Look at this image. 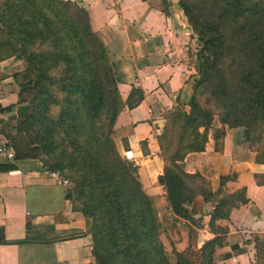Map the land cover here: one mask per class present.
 I'll return each mask as SVG.
<instances>
[{"label":"trees","instance_id":"obj_1","mask_svg":"<svg viewBox=\"0 0 264 264\" xmlns=\"http://www.w3.org/2000/svg\"><path fill=\"white\" fill-rule=\"evenodd\" d=\"M209 2L213 11L205 16L187 0H178L196 36V70L188 110L180 105L166 110L161 132L154 135L162 161L156 181L164 194L150 196L141 186L137 165L114 142L119 138L127 150L133 126L114 128V121L124 103L136 106L143 93L131 87L122 102L113 66L86 11L65 0H0V59L14 57L26 65L13 76L18 105L0 107L7 114L0 118V132L11 143L13 159L38 157L47 170L67 173L73 185L65 195L71 210L83 217L95 264H214L215 250L225 244L227 233L215 221L227 220L231 208L247 202L244 187L222 190L234 173L219 175L217 190L211 191L207 178L215 176L213 153L204 152V146L212 115L197 96L199 88L209 89L222 107L220 123L243 127V141L251 145L247 127L264 122V0ZM162 11L166 14L164 7ZM10 130L23 134L25 149L13 143ZM223 135L222 128L213 133V151L221 150ZM139 145L144 153L145 141ZM253 161L264 164L258 155ZM15 167L11 161L0 163V172ZM251 176L255 185H264V172ZM214 194L207 223L213 237L194 250L191 240L199 219L188 206L196 195L206 202ZM161 215L169 218L163 221ZM29 230L26 222L24 238L7 240L0 227V244L49 240L38 232L30 236ZM168 232L178 238L167 239V250L160 237ZM252 244L255 264H264V233H254ZM193 252L197 262L190 258Z\"/></svg>","mask_w":264,"mask_h":264},{"label":"crops","instance_id":"obj_2","mask_svg":"<svg viewBox=\"0 0 264 264\" xmlns=\"http://www.w3.org/2000/svg\"><path fill=\"white\" fill-rule=\"evenodd\" d=\"M65 1L86 11L91 31L104 46L111 64L119 70L117 89L122 102L131 87L141 89L142 100L132 108L124 103L113 125L116 128L132 124V133L126 137L127 150L119 138L114 142L118 152L137 165L144 192L150 196L164 194L156 181L162 172V161L152 125H158L159 115L175 105L186 109L196 70V42L181 9L176 0ZM25 68L21 59H0V107L15 109L18 105L19 89L13 76ZM6 116L0 113L1 119ZM140 141H145L144 153ZM204 152L213 153L215 176L207 178L211 191L217 190L218 176L227 174L230 167L235 178L225 182L222 190L233 192L244 187L247 198L246 203L229 210L227 220L215 221L216 225L226 227L227 233L225 244L215 250L214 264H255L252 235L264 233V185H255L251 175L264 172V164L253 161L240 128L224 127L218 152L213 151L209 135ZM6 161L9 160L0 154V163ZM11 162L16 166L14 170L0 172V227L4 238H24L25 223L29 222L28 235L38 232L49 240L0 244V264H52L63 260L68 264H95L90 254V237L84 233L83 217L71 210L64 188L50 179L49 170L40 158ZM216 195L206 202L196 195L188 206L192 216L199 219L191 240L193 248L213 237L207 223ZM77 232L81 234L70 237ZM233 245L235 249L230 248ZM221 253L229 256L216 259Z\"/></svg>","mask_w":264,"mask_h":264},{"label":"rangeland","instance_id":"obj_3","mask_svg":"<svg viewBox=\"0 0 264 264\" xmlns=\"http://www.w3.org/2000/svg\"><path fill=\"white\" fill-rule=\"evenodd\" d=\"M187 1L194 7L195 11H201L200 13H202V15L207 16L210 13H212V11H213L212 7H211V3L209 2V0H187ZM176 2H177L178 8H180L178 5V0H176ZM188 26H189V24H188ZM189 28L191 30L190 26H189ZM191 32H192V30H191ZM192 34H193V32H192ZM193 36L196 39V36L194 34H193ZM195 42H196V40H195ZM197 48H198V45L196 42L195 50H197ZM113 70H114V74H115L116 78L118 79V77H117L118 72L117 71H119V70L117 68L115 69L114 66H113ZM23 96L27 97L28 95L26 96V94H24ZM197 100H198L199 104L202 105L203 107H206L211 112V115H212L211 121L208 124V126L206 127V137L208 138L209 135H211V137H212L213 133L218 128H222L224 130V127H226V124L220 123V115L222 112V107H221L220 103L216 102L213 99V97L209 94V89H205L204 87L199 88ZM175 107L181 108L179 105H176ZM182 109H184V108H182ZM185 110H188V106L186 107ZM55 113H56V109L54 111V114ZM164 114H165V111L159 115L160 118H159L158 125H156V124L152 125L153 126L152 129H153V132L155 134H158L161 132V129H162L163 124H164ZM239 128L241 129V131H245V129L243 127H239ZM247 131H248L247 132V134H248L247 139H249L251 142V145L249 147L247 145V148L250 151L251 157L253 158L255 155H258V156H261L262 158H264V122H260L256 125L253 124L252 126L247 127ZM8 134H9V136L14 137L13 143L18 144L21 149H25L26 142H25V138H24L23 134H20V133L14 134L13 130L8 131ZM55 168H57V167H55ZM61 173H63L68 178L67 173L65 171H63V172L61 171ZM231 173H232V168L229 167L227 169V174H231ZM69 181L71 182L70 179H69ZM72 185L73 184L71 182L70 191L72 189ZM160 218L164 221V220H167L169 218V215H161ZM160 238H161V241H162L165 249L168 250L169 245H168L167 239L174 241L178 238V234H176L175 232H168L166 236L162 235ZM192 249H193V247H192ZM195 249L196 248H194V250ZM224 255H225L224 253H221L216 257V259L218 257L221 258ZM190 258L192 261L197 262L198 261L197 260L198 254H196V252L195 253L193 252V254L190 256Z\"/></svg>","mask_w":264,"mask_h":264},{"label":"built area","instance_id":"obj_4","mask_svg":"<svg viewBox=\"0 0 264 264\" xmlns=\"http://www.w3.org/2000/svg\"><path fill=\"white\" fill-rule=\"evenodd\" d=\"M0 154L9 161L13 160L14 152L12 150L11 143L3 134H0ZM48 176L54 183L61 185L64 188L65 193L70 191L71 182L59 170H49Z\"/></svg>","mask_w":264,"mask_h":264}]
</instances>
